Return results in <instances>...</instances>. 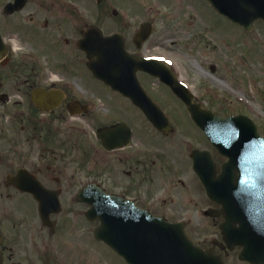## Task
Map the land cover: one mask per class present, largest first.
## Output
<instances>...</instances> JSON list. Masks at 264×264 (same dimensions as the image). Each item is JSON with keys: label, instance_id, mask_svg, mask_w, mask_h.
I'll list each match as a JSON object with an SVG mask.
<instances>
[{"label": "flooded vegetation", "instance_id": "af4514ba", "mask_svg": "<svg viewBox=\"0 0 264 264\" xmlns=\"http://www.w3.org/2000/svg\"><path fill=\"white\" fill-rule=\"evenodd\" d=\"M14 1L22 5L6 12ZM241 1L0 0L3 264H56L55 239L85 229L67 218L83 216L88 206L77 197L89 196L81 192L89 184L180 223L224 264L231 256L264 264L240 259L220 230L196 236L192 220L174 215L188 210L185 199L197 210L199 187L201 212L216 208L192 153L207 151L216 170L224 159L192 115L204 124L245 116L264 137V19H249ZM97 59L115 67L114 85L89 70ZM143 105L172 129L153 127ZM167 248L150 243L149 252Z\"/></svg>", "mask_w": 264, "mask_h": 264}, {"label": "water", "instance_id": "95a60500", "mask_svg": "<svg viewBox=\"0 0 264 264\" xmlns=\"http://www.w3.org/2000/svg\"><path fill=\"white\" fill-rule=\"evenodd\" d=\"M242 6L250 14V19L264 15L263 0L242 3ZM92 70L96 76L105 80L114 77L111 72L115 73V69L110 68L102 70L92 67ZM215 122L216 127L207 133L211 134L213 143L223 155L228 157V161L223 164L222 171L217 177L213 176L211 170L209 176L199 174L200 179L206 188L208 197L221 205L218 213H221L225 219V223L221 227L223 236L232 239L233 244H244L245 241L249 242L250 240L247 238H250L256 245L263 246L264 159L260 157V143L263 139L258 137L254 127L244 118H216ZM154 125L161 128L158 122H154ZM241 132L244 133L243 136H237ZM91 203L92 207L88 211L87 217L93 220L97 218L98 214L96 203ZM248 223L252 229L247 228ZM112 226L113 224H104L97 227L94 231L95 238L105 241L114 250L120 251L130 264H151L150 260L145 258V253L138 254L130 250L121 251L118 248L117 240L113 237L114 227ZM249 230H253V233ZM186 253L187 251L185 257L178 260L181 261L180 264H221L211 257L212 254L209 251L196 250L191 256ZM256 253L258 252L256 251ZM240 257L247 259L248 251L244 249L240 253ZM251 261L255 262L256 260Z\"/></svg>", "mask_w": 264, "mask_h": 264}, {"label": "rangeland", "instance_id": "374dc122", "mask_svg": "<svg viewBox=\"0 0 264 264\" xmlns=\"http://www.w3.org/2000/svg\"><path fill=\"white\" fill-rule=\"evenodd\" d=\"M188 8H184L183 12H189ZM171 139L167 138V141ZM165 140H160L158 144H163ZM169 142H173V140H169ZM174 155V154H173ZM179 155V154H178ZM175 158L179 159L176 155ZM155 172V169L153 170ZM201 193V187L194 194V198L198 200L196 206H198L197 210H194V206L188 205L187 199L184 201V207L186 206L188 210L185 213L174 214L175 217L178 215H184L186 218L192 220L194 222V228L189 231L196 236L201 235L200 231L203 229L208 230L209 233H217L219 232L218 223L221 221V215H215L212 217H206L201 212V209H204L207 205L203 200L198 198V194ZM184 200V199H183ZM183 207V208H184ZM70 221L78 222L75 224L76 227H80L81 223H84L85 229L83 233L79 235L77 239L67 236V237H57L53 242L54 256L56 264H124L121 260H119L104 244L101 242H97L91 239V227L93 224L86 223V220L83 216L77 218H67ZM210 225H209V224ZM197 227V229H195ZM198 230V231H196ZM235 252H229L228 256L234 255ZM240 264L236 262V258L231 256L226 264Z\"/></svg>", "mask_w": 264, "mask_h": 264}]
</instances>
